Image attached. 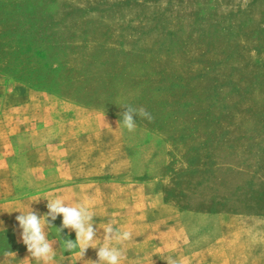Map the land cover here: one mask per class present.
Masks as SVG:
<instances>
[{
	"label": "rangeland",
	"instance_id": "rangeland-1",
	"mask_svg": "<svg viewBox=\"0 0 264 264\" xmlns=\"http://www.w3.org/2000/svg\"><path fill=\"white\" fill-rule=\"evenodd\" d=\"M125 106L152 119L124 130ZM113 126L117 185L153 206L124 228L155 221L159 256L180 264L175 227L196 213L264 214V0H0V201L37 145Z\"/></svg>",
	"mask_w": 264,
	"mask_h": 264
},
{
	"label": "crops",
	"instance_id": "crops-1",
	"mask_svg": "<svg viewBox=\"0 0 264 264\" xmlns=\"http://www.w3.org/2000/svg\"><path fill=\"white\" fill-rule=\"evenodd\" d=\"M76 140L81 141L83 146L76 147ZM51 143L37 145L29 155L21 156L20 197L3 203L0 201V236L12 233L11 242L19 246L0 252V264H29L25 259L28 256L26 246L20 241V230L15 227L17 221L15 218L7 219L4 209L14 210L27 205L31 196L69 195L77 200L90 201L98 216L94 218L97 223L111 219L117 227L123 228L124 216H136L153 207L149 202H140L139 189L126 201L123 188L117 185L121 183L118 180L123 178L127 162L118 127L90 132L75 140L58 139ZM74 148H77L76 155L71 154ZM33 153L36 155L31 156ZM10 173L4 169L2 176L8 177ZM46 203V200L40 199L31 207L43 214L47 211ZM190 219L175 227L179 226L181 240L180 264H264V214L196 213ZM60 222L58 216L54 225L59 226ZM155 225V221L149 219L145 223L133 224L131 252L125 253L123 264H167V258L159 256L160 249L156 245V240L164 234L157 235ZM172 229L169 227L164 233L167 235ZM64 231L68 232L67 229ZM141 233L147 242V248L142 253L138 249L140 247H136L141 242ZM171 237L168 236L167 242L164 238L161 244L168 247L176 239ZM69 238L74 239L75 234L71 233ZM193 243L195 248L188 251L187 246ZM58 247L59 243L54 245L57 248L55 264H75V258ZM96 259V250L89 248L84 260ZM77 264H91V261H78Z\"/></svg>",
	"mask_w": 264,
	"mask_h": 264
},
{
	"label": "clouds",
	"instance_id": "clouds-1",
	"mask_svg": "<svg viewBox=\"0 0 264 264\" xmlns=\"http://www.w3.org/2000/svg\"><path fill=\"white\" fill-rule=\"evenodd\" d=\"M123 109L119 124L129 132L136 128L137 119H152L151 114L143 107L125 106ZM40 199L47 201V211L43 214L31 207L33 202ZM12 212L19 213L15 217V227L20 230V241L26 246L28 256L25 259L29 264H55L57 248L54 245L57 243L63 253L68 252V256L75 258V264L78 261H91V264H123L125 260L122 245L131 238V232L117 227L116 222L111 219L97 223L94 218L98 216L90 201L77 200L69 195L49 197L47 194H37L29 197L27 205H21L10 213ZM58 216L61 222L59 226H55ZM61 233H64L63 237ZM71 233L75 234L74 239L69 238ZM89 248L96 250L95 261L84 260ZM166 262L174 264L171 259Z\"/></svg>",
	"mask_w": 264,
	"mask_h": 264
}]
</instances>
